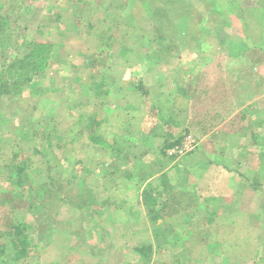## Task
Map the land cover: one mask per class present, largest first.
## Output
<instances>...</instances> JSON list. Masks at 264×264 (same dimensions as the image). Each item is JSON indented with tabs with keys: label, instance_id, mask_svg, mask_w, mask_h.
<instances>
[{
	"label": "rangeland",
	"instance_id": "374dc122",
	"mask_svg": "<svg viewBox=\"0 0 264 264\" xmlns=\"http://www.w3.org/2000/svg\"><path fill=\"white\" fill-rule=\"evenodd\" d=\"M4 2L16 6L6 26L11 38L7 28L0 32L8 59L25 54L31 42H51L53 51L36 87L0 98V264H264V175L235 195L228 190V152L221 153L215 191L206 171L214 158L209 152L217 150L203 138L213 113H225L212 110L220 105L214 86L221 73H241L246 65L209 61L245 50L242 40L257 36L259 26L264 31L261 1L181 0L188 11L180 7L159 30L152 0ZM162 31L173 39L160 40ZM184 80L201 82L200 99L190 95L187 132L180 126L187 114ZM101 81L109 93L100 94ZM170 120L179 122L174 134L181 138L162 162L157 146ZM36 129L57 139L42 147ZM91 129L112 146L93 143ZM224 140L227 147L228 134ZM16 151L30 158L22 185L9 166ZM166 168L179 190H164ZM145 183L160 192L164 215L155 223L144 203ZM185 185L190 190L181 192ZM198 196L216 204L204 208L216 214H209L213 222L206 212L198 218ZM7 218L29 226L25 235L35 246L29 255L17 257Z\"/></svg>",
	"mask_w": 264,
	"mask_h": 264
},
{
	"label": "crops",
	"instance_id": "0c3cea01",
	"mask_svg": "<svg viewBox=\"0 0 264 264\" xmlns=\"http://www.w3.org/2000/svg\"><path fill=\"white\" fill-rule=\"evenodd\" d=\"M260 1L261 3L258 4V7L261 6L260 10L263 11L264 0ZM260 29L261 31H259L257 36H250V38L242 40L245 50L233 51L227 56L226 54H221L217 57L216 61L213 60L215 58L209 61L211 64L216 63L219 65V63H223L219 61V57L220 59L225 57L229 59L233 58L235 61L246 62V65L241 67L244 72L237 73L238 70L235 69L233 72V70L230 69L229 72L221 73L223 76L221 75L220 80L216 86H214L217 87V94L221 95V100L219 101L220 105H214L212 110L213 112L215 110H217V112H222L223 110L225 113H213V118H210L209 122L206 124V131H203L205 132L203 133V138L206 140L208 139L207 145L212 146L218 151L212 150V152H209L214 158L212 162H210V166L206 171V180L214 183L212 184V188H214L215 191V179L217 175L220 176L218 173L219 168L222 169V165L216 160V157H218L221 153L225 154V152H228V169L226 170H228L229 175L231 174L233 177V182L231 183V186H229L228 190L232 193L235 192V195H237V192L239 191H244L245 185L248 186L246 187V191L249 190L250 188L248 184L251 183L250 181L258 179L261 175H264V31L263 28L259 26V30ZM212 72L215 71L212 70ZM196 73V78L202 80L203 73L199 72V70H197ZM211 77H213V73ZM200 85L201 82L199 81L196 82V86L195 84H192V82H189V80H184L182 82L180 93L182 100H186L187 114L185 115L186 118H182L180 120V126H185L186 132L188 131V124L190 122V95H197V98L200 99ZM242 86L245 87L238 89ZM243 93L245 96L244 98L241 95ZM197 104H199V102H194L191 108L194 109V106ZM181 107H183V105ZM215 117H218V120H214ZM194 121H196L195 125L199 127L201 122L199 120ZM227 134L229 135L231 141H227L228 146L226 147V141L224 139ZM226 149L227 151H225ZM169 168H166L164 171L171 179L172 174L169 173H171L172 170L169 171ZM136 174H140L139 171ZM211 178L214 179V181ZM170 184L172 185V187L169 188L171 191L180 189L176 186V184L173 185L172 182ZM145 186L146 183L141 188L144 189ZM185 186L186 187L181 188V192H185L187 188L190 190V186ZM208 186L209 185L206 184L204 189L208 190ZM195 189L196 191H199L200 186H196ZM230 197L233 199V196ZM195 199L196 200L193 202V205L196 204L195 207L197 208L196 214L198 215V218L203 217V212H206L209 222H213V219L209 216V214L214 216V218H216V214L213 212L208 213L209 210L205 211L204 208H210V205L213 208L216 204H208L206 199L200 200L199 196ZM174 201H177V199ZM179 201H182V199H179L176 203L178 204ZM246 216L248 218V215ZM252 216L253 214L250 213V217Z\"/></svg>",
	"mask_w": 264,
	"mask_h": 264
},
{
	"label": "trees",
	"instance_id": "16d2710c",
	"mask_svg": "<svg viewBox=\"0 0 264 264\" xmlns=\"http://www.w3.org/2000/svg\"><path fill=\"white\" fill-rule=\"evenodd\" d=\"M21 1L23 3H26L27 0H21ZM183 5L184 4H181V0H152V4H150V6L152 9V14H154L155 17L156 29L157 30L162 29L161 26L164 23H168L169 21L171 22V19L177 13V10L178 9L180 10V7H182L183 9L182 12L188 11L189 4H186L185 6ZM0 10H1L0 32H4L5 28H7L6 26L10 22L11 17L14 14L13 10H16V6L9 5L8 3L4 2V0H0ZM193 25L191 24L189 27H193ZM11 34L12 33L9 30V35H10L9 38H11ZM159 37L160 40L164 38L166 39L172 38V36L169 34L164 35L163 31L161 36ZM12 43L14 45V42ZM52 51H53V43L51 42H46V41L31 42L27 45V51L25 52V54L21 56L18 55L11 56V58L8 59L9 58L8 47L2 48L0 50V56L2 59L3 58L6 59H4V63H3L4 65L0 70V98L7 94L21 95L28 87L31 88L36 87L39 81L37 76L41 75L44 72V70L47 69L49 61L51 59ZM96 84L102 88L101 91L103 92H100V94L109 93L110 91L109 87L105 82L101 81ZM154 109L156 108H153V110ZM178 124L179 122L175 120L174 121L170 120L168 122V132L163 140L164 142L162 145L158 144L157 146V148L160 149L161 151V153L159 154V160L162 162L166 158L170 160V157L167 154L168 148L174 146L176 143L180 141L179 139L181 138V134L177 136V138L176 135L174 134L175 133L174 125L178 126ZM36 135L37 136H35L34 138L36 140L39 139L38 143L42 147L50 146L52 144V139L53 138L57 139V137L53 136V134L50 133V131L46 132L41 129H36ZM60 141L62 140L59 141L56 140V144L58 146H60L61 144ZM91 141L93 143L102 145L103 147L112 146L111 143L106 138L101 136V134H99L97 130L94 129H91ZM21 155L22 154H20V152L17 151L14 152L9 162L10 163L9 166H13V169L15 170V175H17L16 179L18 180V183L20 185H22L23 183L22 181H26V178L29 176V172L27 171V169L29 168L30 165L29 164L30 158L29 157L24 158L21 157ZM125 174H127V172H125ZM49 177L51 182L54 184V187H57L58 184L59 189L60 188L64 189V186L67 185L66 183L57 182L56 180H54V178L51 177V175ZM141 177L144 178L145 174L142 173ZM162 177L164 180V184L162 185L164 187V190H170L169 188L172 187V185L170 184L173 181L172 178L170 179L167 173H163ZM51 182L50 185L52 184ZM172 183L173 185H175L174 182ZM157 192H155L154 188L151 186H148L143 190V198H144L145 206L147 208L148 217L154 223L159 218H162L164 215L163 214L164 209L163 210L158 209L159 199L157 195H159L160 192L159 193ZM165 205L167 204L165 203ZM5 226H4L6 228L5 231H12L14 237L12 243L15 245V248L18 250L17 257L20 258L27 256L31 251L35 249L34 248L35 246L31 243V241L27 239V235H25V229L26 227H29L28 225L26 226L23 223L16 222L15 219L7 218L5 222ZM0 249L2 248L0 247Z\"/></svg>",
	"mask_w": 264,
	"mask_h": 264
}]
</instances>
